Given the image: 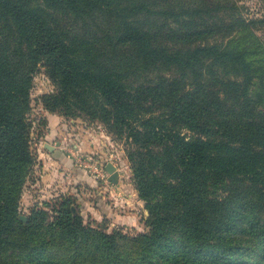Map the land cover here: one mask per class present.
I'll return each instance as SVG.
<instances>
[{
    "label": "trees",
    "instance_id": "16d2710c",
    "mask_svg": "<svg viewBox=\"0 0 264 264\" xmlns=\"http://www.w3.org/2000/svg\"><path fill=\"white\" fill-rule=\"evenodd\" d=\"M102 6L114 7L116 2L0 0V14L12 23L16 42L0 43V247L18 246L26 257L55 254L59 264H230L244 248L222 235L228 226L221 232V227H208L207 201L200 195L209 179L247 177L264 186V137L257 144L252 134L239 141L182 134L175 111L162 116L148 111L136 91L129 90L123 73L91 65L92 59L50 23L47 10ZM129 17H122V35L136 46L141 59L187 68L203 59L231 65L242 74V79L229 81L234 92L249 94L260 78L253 93L255 101L264 103V63L250 59L247 51L202 43L187 52H170ZM40 59L55 85L42 96L47 110L87 115L127 130L133 143L128 156L135 186L149 210L147 232L130 238L121 231L107 233L87 226L63 197L52 214L38 208L26 220L20 218L21 188L34 162L33 125L27 114L34 67Z\"/></svg>",
    "mask_w": 264,
    "mask_h": 264
},
{
    "label": "rangeland",
    "instance_id": "374dc122",
    "mask_svg": "<svg viewBox=\"0 0 264 264\" xmlns=\"http://www.w3.org/2000/svg\"><path fill=\"white\" fill-rule=\"evenodd\" d=\"M116 6L72 11L47 8L49 20L78 51L101 65L123 73L130 91L160 116L177 113L176 126L190 137L239 141L252 134L257 144L264 137V103L249 94L234 92L230 80L242 79L231 65L209 59L192 68L160 59L144 60L136 46L122 35L123 16L147 30L156 45L167 51L187 52L202 43L227 45L247 51L264 63V0H114ZM141 9H131L143 3ZM14 27L0 14V43L15 44ZM13 38V39H12ZM256 61V63H257ZM255 62V61H254ZM44 60L34 67L30 150L34 162L19 197L22 220L34 209L51 210L59 198H68L74 215L87 226L133 238L149 230V210L139 197L128 156L133 146L127 130L92 120L87 115L51 112L42 96L54 91ZM264 78V76L262 77ZM163 119V117H161ZM116 166L117 180L110 179L106 164ZM261 189H260V188ZM200 195L206 203L208 227L230 244L244 248L230 264H264V186L247 177L211 180ZM137 217L135 220L133 214ZM125 222H117V216ZM210 228V227H209ZM8 245H12L10 242ZM0 264H59L55 254L26 257L20 247H0Z\"/></svg>",
    "mask_w": 264,
    "mask_h": 264
},
{
    "label": "water",
    "instance_id": "95a60500",
    "mask_svg": "<svg viewBox=\"0 0 264 264\" xmlns=\"http://www.w3.org/2000/svg\"><path fill=\"white\" fill-rule=\"evenodd\" d=\"M116 166L112 162L106 164V170L110 173V179L112 181L117 180V170Z\"/></svg>",
    "mask_w": 264,
    "mask_h": 264
},
{
    "label": "crops",
    "instance_id": "0c3cea01",
    "mask_svg": "<svg viewBox=\"0 0 264 264\" xmlns=\"http://www.w3.org/2000/svg\"><path fill=\"white\" fill-rule=\"evenodd\" d=\"M133 216H134V218H136L135 220L137 221L138 219H137V217L135 216V213L133 214ZM125 217L124 216H122V215H118L117 216V222H125Z\"/></svg>",
    "mask_w": 264,
    "mask_h": 264
}]
</instances>
